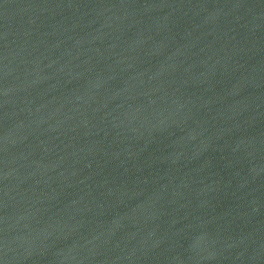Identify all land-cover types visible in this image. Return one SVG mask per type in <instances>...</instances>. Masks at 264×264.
I'll return each mask as SVG.
<instances>
[{
    "label": "water",
    "instance_id": "1",
    "mask_svg": "<svg viewBox=\"0 0 264 264\" xmlns=\"http://www.w3.org/2000/svg\"><path fill=\"white\" fill-rule=\"evenodd\" d=\"M0 264H264V0H0Z\"/></svg>",
    "mask_w": 264,
    "mask_h": 264
}]
</instances>
